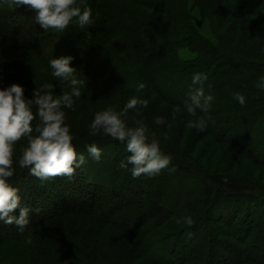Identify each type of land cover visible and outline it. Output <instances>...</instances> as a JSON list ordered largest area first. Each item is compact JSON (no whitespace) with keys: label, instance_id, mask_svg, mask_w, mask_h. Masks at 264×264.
<instances>
[{"label":"trees","instance_id":"16d2710c","mask_svg":"<svg viewBox=\"0 0 264 264\" xmlns=\"http://www.w3.org/2000/svg\"><path fill=\"white\" fill-rule=\"evenodd\" d=\"M78 3L82 4V10L84 7L92 10V24L95 29L93 37L97 39L96 43L87 39L90 37L87 31L85 35L78 26L71 25L65 30L64 41L71 43L79 51L80 57L88 58L87 70L92 72L93 76L94 73H99L105 80L106 86L103 88L98 82L93 83L91 92L97 99L102 95V89L110 88L114 84L98 61L100 52L105 58L110 60L114 58L117 67L123 66V62L128 60L133 66L139 67L141 74L137 75L138 83H144V89L147 90L141 92L140 98L147 100V97L152 95L154 99L152 102L156 108L159 105L165 106L167 119H174L176 114L174 108L177 106L183 109L190 88H182L179 90L180 93L171 90L164 92L161 82L155 85L153 80L163 78V71L175 67L179 70L207 73L208 77L216 73L224 77V81H218L216 86L213 81L208 84L212 86L213 91L210 94L214 97L211 110L220 107L219 103L228 97V93L238 91L245 95V105L251 108H240V104L234 100L232 107L234 112H229L227 116L221 118L225 124L227 123L226 126L231 119H238L239 113L248 112V115L255 116L256 114L252 112L255 110L257 111L255 119L264 115V92L252 84L264 75V54L260 51L264 49V29L260 22L264 21V0H78ZM197 12L198 17L195 19L193 13ZM34 15L35 13L27 6L16 11L0 6L1 30L10 36L6 39L0 38V58H6L14 45L22 44V47H26L50 70L47 58L49 51L46 47L54 45L58 36H55V32L44 31L35 24ZM194 19H198L200 23H195ZM205 24H209V35L203 32ZM91 33L89 32L90 35ZM102 35L106 37L102 38ZM181 50L193 56L177 60ZM157 56H162V59L156 60L160 62L153 64L152 60ZM77 76L85 81L86 85L87 80L93 79L85 73H77ZM53 80L61 86L55 78ZM174 82L176 85L180 84L179 80ZM84 96L83 93L82 98ZM122 96L120 103L116 104L117 110L125 105ZM93 101L95 98L92 97L89 102ZM98 103L100 102L92 103L93 107L98 109L94 110L95 113L103 111ZM219 113L207 115L221 120ZM134 114L131 115L135 116ZM197 114L202 115L199 110ZM216 120L208 121L206 129L212 131L211 127L219 124ZM94 140L112 142L123 152V159L128 155L125 145L110 137L85 141ZM243 142L240 147L245 150L247 141ZM73 143L78 146L81 142L74 137ZM171 157L170 166L174 167L175 171L171 172L167 179H163L164 182L159 186L155 187L154 184L150 187L144 186V189L136 193L130 182L134 179L131 173L119 167L114 173L115 178L124 176L126 178L119 181L117 186L110 188L92 184L91 187L78 192L71 190L58 194L52 190L55 187L47 189V184H42L37 179L33 187L34 198H44V194L49 193L50 200L43 203L44 205H37L36 208V204H33L30 223L23 233L15 225L7 227L8 233L13 237L19 235L17 238H20V235L32 233L53 218L68 214L91 213L108 223L116 220L126 209L133 208L136 213L130 217V221L128 219L126 226L119 228L130 235L138 250L143 253L147 264H233L234 260H238L236 264H264V187L254 184L250 187L248 183L243 184L235 180L236 177L231 175L226 177L203 166L191 168L183 158L178 159L172 155ZM25 170L27 169L18 167L10 181L17 179ZM178 172L183 174L176 177ZM183 176L186 179L195 177L200 180L198 183L202 188L198 192L199 195L196 194L198 198L197 196L194 198L195 206L192 205L194 203L189 204L188 194L191 190L186 186L183 192L176 193L175 198L168 194L172 184L177 183L178 186L180 183L178 178ZM34 178H31L32 181ZM24 191L26 196H32V191L26 189ZM225 202L229 204L226 205ZM221 205L225 211L217 216L219 218L217 220L223 219L226 221L225 224L232 228L231 235L235 237L233 241H230L232 238L228 237V234L215 235L214 230L209 231L204 226L206 219L214 218V212ZM227 210L229 214L225 215ZM16 214L19 212L16 211ZM188 214L194 221L192 226L177 222ZM255 222L257 225L252 231ZM156 230H164L162 234L165 238L170 236L177 238V244L174 243V246H179L177 252L172 248V242L165 245L164 253L169 256L166 260L162 255L155 253L154 248L158 242L152 236ZM10 231L16 234L12 235ZM1 233L8 236L3 230ZM222 247H225L227 252L223 253Z\"/></svg>","mask_w":264,"mask_h":264},{"label":"rangeland","instance_id":"374dc122","mask_svg":"<svg viewBox=\"0 0 264 264\" xmlns=\"http://www.w3.org/2000/svg\"><path fill=\"white\" fill-rule=\"evenodd\" d=\"M258 14L261 15L260 12ZM193 15L196 16V19L198 17V12L197 14L193 13ZM259 15L258 17H260ZM195 19L194 22L199 24V20ZM253 19H255V17H253ZM260 22L264 29V21ZM93 25L94 24L91 23L86 26L82 29V32L86 35L87 31L90 36L87 39H89L90 42L94 41V43H96L95 40L97 39L93 37L95 33ZM205 25L206 27L203 29V32L209 35V24ZM202 28H204V26ZM89 32H92L91 35ZM65 35V31L55 32V36H58L57 41L54 45L51 44L50 47H46V50L49 51L47 58L50 60L70 55L74 57L71 65L77 70V73H85L93 78L90 81L87 80L88 83L87 85L85 84V88L83 89L85 96L76 100L74 105L76 110L73 112L69 109H63L66 113V122L71 128L73 136L77 137L81 142L80 145L75 146L76 150L78 153H83L86 156L87 163L82 168L77 169L71 177L57 176L40 183L47 184V189L55 187V189L52 190L56 191V193H63L71 190L78 192L84 188L91 187L92 184H99L105 188L114 187L117 186L119 181L126 178L124 176V178L118 177L116 179L114 175L119 162L123 159V152L110 141H85L99 138L90 137L88 134L87 126L94 117V110H98L93 107L92 103L100 102L98 105H101L103 110L109 106L116 109V104L120 103L122 95L124 96H122V98H124V103L126 104L127 101L133 97L140 98L141 92H147V90H138L137 85H135L139 80L137 75L141 74L139 67L133 66L129 60L125 63L123 62V66L117 67L115 66L114 58L110 60L99 52V56H101L98 58V61L103 65L106 75L114 84L110 88L102 89L103 93L99 96V99H97L95 94L91 92L93 83L98 82V85L103 88L106 86V84H104L105 80L100 77L99 73H94L93 76V73L87 70V64L89 63L88 58L85 56L80 57L79 51L71 45V43L64 41ZM2 37L6 39L10 36L1 30L0 22V38ZM101 37L104 38L106 36L102 35ZM102 38L101 42L103 40ZM21 45L22 44L14 45L12 51L6 58H0V87H7L13 83L19 84L23 86L25 97L29 99L35 88L39 89L46 83L54 84L53 95H59L61 91H68L67 88L58 86L56 82H54L50 70L43 61ZM179 52H181V54L179 53L177 60H180V58L187 59L193 56V54L183 53L185 52L183 50ZM161 57H155L152 63H159L160 61L156 60H161ZM163 73V78H155L153 82L155 85L161 82L164 92L171 90L178 93L182 88L191 89L196 87L193 85L190 86L193 74L197 73L195 71L190 72L187 69L179 70L178 67H175L174 69L165 70ZM186 79L190 81H186ZM176 80H179V85L175 84L174 81ZM238 80L237 78L236 81ZM211 81H213L216 86L218 81H224V77L218 75V73L208 77V80L204 84L205 94H209L213 91L212 86L208 85L209 83L211 84ZM256 82L257 80L255 82L253 81L252 84L255 85ZM232 94L233 92L228 93V97L225 98L224 101L222 100L223 102L219 103L220 107L216 110H210L207 114L220 112L219 119H221L223 116H227L229 112H234L232 108L234 104ZM151 96L152 95L147 97L148 107L141 109L139 115L134 114L133 110H129V126H134V121L137 119L143 120L148 125L150 131L155 132L157 137L160 138L162 150L166 154L177 157L178 159L183 158L190 167H198V165L199 167L203 166L206 169H212L213 172H220L223 176L231 175L236 177L235 180H239L241 181L240 183L243 184L248 183L251 185L250 187H252L253 184L264 187V115L255 119V116H257V111L255 110L252 111L256 114L255 116L248 115V112H245V114L239 113L238 119H231L230 125L228 124V126H226L227 123L225 124L222 119L216 120L212 118L211 115L209 117L207 114L201 113L202 115L198 116H203L205 119L209 117L207 121L211 122L216 120L219 124L216 127H211L213 128L212 131L207 129L198 131L195 128L190 129L186 127V122L195 118L189 116L183 109L176 112L174 119H167L168 114L165 113V106L159 105L156 108L153 105L152 101L154 99ZM92 97L93 99L95 98V101L89 102ZM239 107L251 108L246 105H239ZM33 111L35 112V108H33ZM131 112L135 116L131 115ZM157 116H162L166 121L168 120L167 124L170 125V127L156 125L154 123V118ZM36 123L37 122L34 120L33 126H35ZM210 132L213 133L211 134ZM165 135L167 139L163 138ZM243 140L247 141V149L245 150H242L243 148L240 147ZM89 143H96L98 147L102 149V156L99 162L88 157L86 145ZM25 144L26 141L22 138L14 146V166L16 169H18V165L15 164V161L21 154V149ZM169 167L171 168L172 166ZM25 171L28 172L27 170ZM25 171H23L17 179L10 181V184L19 189V195L22 197V203L24 205L34 207L33 204H36L35 208L37 205H44L47 200H50L49 193L44 194V198H34L33 191H35V188L33 187L34 181L37 183V178L30 176L29 173H24ZM171 172L173 171L166 169L163 170L160 175L151 177V179H148L146 176H141L134 178L130 182L131 185L134 186V192L136 193V191L139 192L142 190L144 186L150 187L153 184L155 187L159 186L164 182L163 179L169 177L168 175ZM182 174V172H178L176 177ZM31 178L35 180L33 179L32 181ZM178 179L180 182L179 185L177 186V183H175V185L172 184L168 193L170 194L169 196L175 198L176 193L183 192L186 186V188L191 190L188 194V200L190 202L188 203H194L192 205L195 206L194 198L197 196L196 194L199 195L198 192L202 188L198 183L200 180L195 177L186 179L184 176ZM149 180H152V182ZM25 189L27 191H32V196H26V194H24ZM224 204L228 205L229 203L225 202ZM193 206H191V209H193ZM223 210L225 211L224 206L221 205V207L214 212V218L206 219L204 226L209 231L214 230L213 234L215 235L225 234L226 236L228 234L227 236L232 238L230 241H233L235 237L231 235L233 233L232 228L227 226L225 224L226 221L223 219V221L217 220V216H220ZM15 211L19 212V209ZM187 211L189 212V210ZM135 213V209L128 208L121 216H118L116 220L108 223L91 213L68 214L53 218L46 224L36 228L32 233L20 235V238H17L19 235L15 237L10 236L11 234L8 233L9 230L7 229L9 225L0 223V264H147L143 253L141 250H138V246L132 241L130 235L119 228L123 225L126 226L128 219L130 221V217ZM227 214H229L228 210L225 212V215ZM188 216L190 215L188 214ZM248 216L250 217V215ZM256 225L257 223L255 222L253 225L254 227L251 229L252 231H254ZM1 230L5 231L8 236L3 235ZM162 232L164 234V230H156L152 238L156 239L155 241L158 242L156 243V248H154L155 253H157V255H162L164 260H166L169 256L166 252L164 253L165 245L172 242V248H174L175 252H177L176 250H178L179 246H174L177 244V238L175 236L165 238ZM11 233L12 235L16 234V232ZM28 236H30L33 241L31 245H26L24 243ZM221 250L223 253L227 252L225 247H222ZM158 260H160V258ZM161 261L162 259L160 262ZM237 262L238 260H234L233 264Z\"/></svg>","mask_w":264,"mask_h":264},{"label":"clouds","instance_id":"9594fccd","mask_svg":"<svg viewBox=\"0 0 264 264\" xmlns=\"http://www.w3.org/2000/svg\"><path fill=\"white\" fill-rule=\"evenodd\" d=\"M0 6L16 11L27 6L35 13L34 22L44 31L64 32L70 25L84 29L92 23V10L84 7L78 0H0ZM264 54V49L260 50ZM74 57L61 56L48 61L51 76L68 91H61L53 95L54 84L46 83L41 88H35L31 98L25 97L23 86L13 83L7 87H0V223L15 225L23 233L30 223L31 207L22 203L19 189L10 184V178L16 173L14 166V146L22 138L26 141L21 154L15 164L20 169H27L29 175L41 182L57 176L71 177L77 169L87 163L83 153H78L73 143L74 136L66 122V113L63 109L75 111L76 100L82 97L85 81L77 76V70L71 66ZM208 80L207 73L197 72L192 76V85L188 98L183 104L186 113L194 117L186 122L187 128L204 131L208 121L200 113H209L214 97L205 94L204 84ZM144 83H138V90L144 89ZM255 87L264 92V75L258 78ZM233 99L241 106L246 104L245 95L233 92ZM148 107V100L133 97L127 101L122 109L109 106L103 111L94 114L88 124L90 137H110L125 145L128 155L122 159L118 167L129 171L133 178L141 176L154 177L163 170L175 171L169 167L172 157L161 148L160 138L150 131L143 120H135L134 126L128 124L129 110L137 115L140 110ZM35 108V112L33 111ZM180 107L174 108L179 112ZM37 123L33 126V121ZM158 126H167L162 116L154 118ZM167 139L165 135L163 137ZM88 157L99 162L102 149L96 143L86 145ZM19 209V214L16 211ZM192 226V217L186 216L177 221ZM28 236L24 243L32 244Z\"/></svg>","mask_w":264,"mask_h":264}]
</instances>
